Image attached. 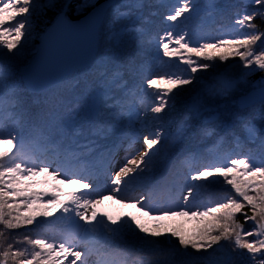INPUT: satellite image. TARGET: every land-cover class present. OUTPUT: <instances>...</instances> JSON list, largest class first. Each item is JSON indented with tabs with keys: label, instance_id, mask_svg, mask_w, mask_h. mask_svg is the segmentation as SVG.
I'll return each mask as SVG.
<instances>
[{
	"label": "snow or ice",
	"instance_id": "6c2138e0",
	"mask_svg": "<svg viewBox=\"0 0 264 264\" xmlns=\"http://www.w3.org/2000/svg\"><path fill=\"white\" fill-rule=\"evenodd\" d=\"M0 145V264H264V0H0Z\"/></svg>",
	"mask_w": 264,
	"mask_h": 264
},
{
	"label": "rangeland",
	"instance_id": "374dc122",
	"mask_svg": "<svg viewBox=\"0 0 264 264\" xmlns=\"http://www.w3.org/2000/svg\"><path fill=\"white\" fill-rule=\"evenodd\" d=\"M0 146H4V145H0ZM76 186L75 185H70V184H67L64 188L65 189H68V188H75ZM100 208H102V210L104 211H110L112 212L113 214H117V213H120V212H124V213H128V212H132L133 214L135 215H141L136 208H131V207H126L124 205H121V204H118L116 201L114 200H111V199H107L103 202L102 205L99 206ZM144 219H147V218H144ZM187 223V228H193L197 221L194 220V219H187L186 221Z\"/></svg>",
	"mask_w": 264,
	"mask_h": 264
},
{
	"label": "trees",
	"instance_id": "16d2710c",
	"mask_svg": "<svg viewBox=\"0 0 264 264\" xmlns=\"http://www.w3.org/2000/svg\"><path fill=\"white\" fill-rule=\"evenodd\" d=\"M36 43H38V41H35ZM0 147H3V146H0ZM52 183H55V181H51V178H49V183H39V184H36L35 187L36 188H39V189H44V188H51V185ZM67 184H61L60 185V188L61 189H65L64 187L66 186ZM45 195H49L50 196V193H45ZM187 219L188 218H185V217H176L174 218V222L176 223H180L183 225V227L187 228Z\"/></svg>",
	"mask_w": 264,
	"mask_h": 264
}]
</instances>
